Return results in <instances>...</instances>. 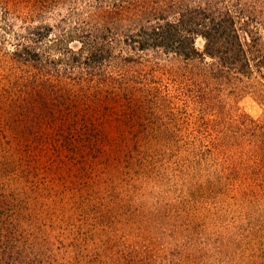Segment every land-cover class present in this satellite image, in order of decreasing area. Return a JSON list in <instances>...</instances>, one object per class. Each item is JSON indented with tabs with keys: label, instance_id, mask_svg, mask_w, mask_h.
Instances as JSON below:
<instances>
[{
	"label": "rangeland",
	"instance_id": "1",
	"mask_svg": "<svg viewBox=\"0 0 264 264\" xmlns=\"http://www.w3.org/2000/svg\"><path fill=\"white\" fill-rule=\"evenodd\" d=\"M72 3L0 0V249L11 264H264V197L193 187L178 151H143V80L130 98L117 87L107 97L15 61L26 14L56 22ZM151 76L172 93L171 78ZM262 111L252 94L233 101V116ZM83 117L91 133L67 129ZM175 119L178 134L197 132L187 114Z\"/></svg>",
	"mask_w": 264,
	"mask_h": 264
},
{
	"label": "trees",
	"instance_id": "2",
	"mask_svg": "<svg viewBox=\"0 0 264 264\" xmlns=\"http://www.w3.org/2000/svg\"><path fill=\"white\" fill-rule=\"evenodd\" d=\"M25 17L15 61L107 97L117 87L130 98V84L143 80V151H178L180 177L193 187L236 183L244 196L264 197V0H73L56 22ZM154 72L174 81L172 93L152 81ZM246 94L262 106L258 118L232 115ZM184 114L196 133L174 130ZM93 121L66 126L91 133ZM10 255L0 249V264H11Z\"/></svg>",
	"mask_w": 264,
	"mask_h": 264
}]
</instances>
